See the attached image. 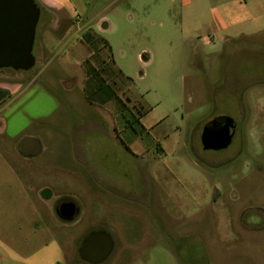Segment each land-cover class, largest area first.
<instances>
[{
	"label": "rangeland",
	"instance_id": "rangeland-1",
	"mask_svg": "<svg viewBox=\"0 0 264 264\" xmlns=\"http://www.w3.org/2000/svg\"><path fill=\"white\" fill-rule=\"evenodd\" d=\"M35 1L36 64L0 71V85L22 84L16 95L6 89L0 104V227L16 230L18 251L89 264L79 258L80 244L103 230L115 245L100 264H264V226L256 229L252 218L264 209V32L213 48L183 41L182 0H74L73 21L112 48L113 55L108 48L98 54L111 56L123 82L117 119L111 105L83 91L87 49L79 34L46 52L50 22ZM103 22L109 27L101 29ZM149 109L148 120H162L157 131L174 148L156 160V175L153 155L125 147L136 116ZM223 113L236 121V135L225 149L206 150L203 127ZM24 137L39 138L41 152L22 155ZM65 200L80 208L70 222L56 213ZM0 264L22 263L2 250Z\"/></svg>",
	"mask_w": 264,
	"mask_h": 264
},
{
	"label": "crops",
	"instance_id": "crops-1",
	"mask_svg": "<svg viewBox=\"0 0 264 264\" xmlns=\"http://www.w3.org/2000/svg\"><path fill=\"white\" fill-rule=\"evenodd\" d=\"M42 2L44 8L43 17L50 22V27L46 28L42 33V42L46 52L51 54L60 51L67 44L72 33L74 35L79 34L80 42L87 49L82 62L84 69L83 91L90 93L91 100H97L106 106L111 105L117 119L122 117L124 110L121 106L123 102L119 104L116 99L122 98L120 91L123 88V82H117L119 76L116 73L115 65L110 60L106 61L110 59V56L105 55L104 57L93 53L89 45L83 41V33L94 32V30L86 24H79L78 20H76V23L73 21V16L77 13L74 0H42ZM182 3L184 14L182 21L183 41L191 42L197 38L207 44V46L214 48L240 37L255 36L264 32V0H182ZM84 5L86 7V4ZM71 12H74V14L71 15ZM108 27L109 24L107 22H103L101 25V29ZM81 51L82 49L78 47L74 48V53L78 55ZM110 54L113 55L112 48ZM142 58L144 61L149 59L146 53L142 54ZM93 59L97 60L93 61ZM92 68L98 70L97 76L88 74L87 71ZM124 76L122 73V77ZM114 79H116V82L113 81ZM21 87L22 84L18 83L15 85L10 84L9 86L0 85V88L10 90L12 95H16ZM151 111V109L143 110L136 116L139 127L134 129L133 134L131 131L130 133L127 131V136L129 138L128 147L131 151L137 154L153 155V170L156 175L161 171V163L156 160L163 153L172 152L174 148L169 145L167 136L157 131V127L160 126L162 120H148V115ZM213 117L230 116L223 113L214 115L208 120ZM124 120V127L128 128V130L133 128L127 119ZM8 230L9 232L3 231L0 227V251H5L11 260L22 264H60L58 260L44 259L40 261L36 257V253H25V249H21L22 252H19L15 246L17 239L16 230L15 232L12 229ZM3 233H6L5 236L8 234L10 237L5 244L1 242L3 241L1 239ZM24 241L25 246L28 243L27 240L24 239Z\"/></svg>",
	"mask_w": 264,
	"mask_h": 264
},
{
	"label": "water",
	"instance_id": "water-1",
	"mask_svg": "<svg viewBox=\"0 0 264 264\" xmlns=\"http://www.w3.org/2000/svg\"><path fill=\"white\" fill-rule=\"evenodd\" d=\"M41 8L35 0H0V71L11 68L28 71L36 64L33 53ZM235 134L234 120L230 117L222 128L203 127L201 141L206 150L225 149ZM18 150L25 156H36L42 150L37 137H24ZM41 195L50 199L52 191L42 190ZM80 208L74 200H65L56 207L58 217L66 222L73 221ZM112 236L103 230L93 231L81 242L79 258L89 264L103 263L114 249Z\"/></svg>",
	"mask_w": 264,
	"mask_h": 264
},
{
	"label": "trees",
	"instance_id": "trees-1",
	"mask_svg": "<svg viewBox=\"0 0 264 264\" xmlns=\"http://www.w3.org/2000/svg\"><path fill=\"white\" fill-rule=\"evenodd\" d=\"M83 41L87 43L90 47V49L93 51V53L98 55V51L104 48H108L109 51H111V46L109 45L108 41L105 40L104 38H99L95 35L94 32H85L82 35ZM99 43V44H98ZM111 58V56H110ZM106 60V59H105ZM107 61V60H106ZM88 74H92L94 76L98 75V70L97 69H89ZM9 92L6 89L0 88V104L9 96ZM89 99H90V93H87ZM138 120V118L136 119Z\"/></svg>",
	"mask_w": 264,
	"mask_h": 264
},
{
	"label": "flooded vegetation",
	"instance_id": "flooded-vegetation-1",
	"mask_svg": "<svg viewBox=\"0 0 264 264\" xmlns=\"http://www.w3.org/2000/svg\"><path fill=\"white\" fill-rule=\"evenodd\" d=\"M227 119L228 117H213L210 120H208L204 126L208 125L210 127L219 129V128H222L227 123ZM234 125H235V134H234V137H235L237 128H238L236 121H234ZM125 147L128 148L129 151L131 150L128 146H126V144H125ZM131 152L135 154L133 151ZM252 218H253V221L256 222V225H257L256 229H262L264 226V209L261 207L257 208V213Z\"/></svg>",
	"mask_w": 264,
	"mask_h": 264
}]
</instances>
